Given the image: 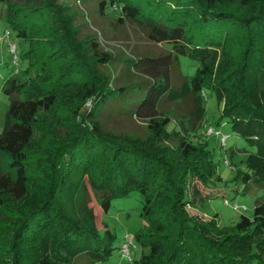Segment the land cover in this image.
<instances>
[{
	"label": "trees",
	"instance_id": "trees-1",
	"mask_svg": "<svg viewBox=\"0 0 264 264\" xmlns=\"http://www.w3.org/2000/svg\"><path fill=\"white\" fill-rule=\"evenodd\" d=\"M98 5L119 25L139 24L166 53L114 57L93 34L79 36L67 0H0L27 62L2 84L10 99L0 132V264L106 260L116 236L96 227L90 203L104 213L131 192L144 221L131 264H264V202L231 225L202 203L222 181L208 147L207 91L217 124L253 145L232 181L244 184L241 194L264 188V0ZM182 56L197 63L190 77ZM120 61L126 74L114 69ZM111 113L146 122L145 134L107 127Z\"/></svg>",
	"mask_w": 264,
	"mask_h": 264
},
{
	"label": "rangeland",
	"instance_id": "rangeland-1",
	"mask_svg": "<svg viewBox=\"0 0 264 264\" xmlns=\"http://www.w3.org/2000/svg\"><path fill=\"white\" fill-rule=\"evenodd\" d=\"M10 1L15 2V0ZM67 2L70 4L71 11L76 14L75 22L80 29L79 36L93 34L101 49L111 53L114 57L133 58L136 55L159 56L166 53L160 43L149 40L146 30L139 24L127 22L124 25H119L115 22V14H104L99 8L98 0H67ZM5 31L9 32V41L15 43L19 48L21 40L16 37L0 15V132L3 128L4 116L10 99V96L2 90V84L6 78L14 74L15 69H23L27 63L18 58L20 49H17L16 53L9 50ZM196 66L195 61L184 56L180 57V68L186 76H192ZM114 69L119 70L122 74L127 73V67L123 65L122 61L118 62ZM204 98H206L203 101L205 118L211 124V127H208L209 124L206 125L208 147L213 153L216 173L222 181L208 186L209 197L203 199L202 203L210 215L213 212L217 214L220 225H231L241 213L248 216L252 215L255 200L260 203L264 202V188L250 184L247 191L241 194L240 190L244 184L232 181L237 169L242 167L249 153L253 151V145L233 132L228 122L222 121V123L217 124L220 121L218 119L220 115L218 102L214 95L208 91ZM188 103H182V108L188 110ZM103 120L107 127L120 132L142 135L146 131V122L130 115L111 113L105 116ZM221 135L226 136L224 144H221ZM194 138L199 139L198 136ZM196 186L205 194L206 190L201 188L199 183ZM90 205L94 210L96 227L102 232L105 225L116 236L115 248L111 255L106 260L95 264H131L140 252V246L134 235L144 223L140 216L142 206L140 194L131 192L128 196L113 199L109 210L104 213L96 203L91 202ZM188 211L191 214L207 218L200 209L189 208ZM124 242L128 245L129 255L122 253L120 249ZM128 242H132V245ZM77 264L87 263L84 259H80Z\"/></svg>",
	"mask_w": 264,
	"mask_h": 264
},
{
	"label": "built area",
	"instance_id": "built-area-1",
	"mask_svg": "<svg viewBox=\"0 0 264 264\" xmlns=\"http://www.w3.org/2000/svg\"><path fill=\"white\" fill-rule=\"evenodd\" d=\"M5 37L7 38V41H8V48H9V50L11 52H13V53H16V51H17V45L15 43H11L9 41V32L8 31H5ZM16 58H17V56H16ZM225 139H226V136L221 135V137H220L221 144H224ZM128 244L132 245L131 242H128ZM122 252H124L125 254L127 253L129 255L128 245H126V244L123 245Z\"/></svg>",
	"mask_w": 264,
	"mask_h": 264
}]
</instances>
